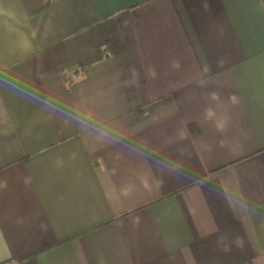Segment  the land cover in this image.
Listing matches in <instances>:
<instances>
[{
	"label": "crops",
	"instance_id": "obj_1",
	"mask_svg": "<svg viewBox=\"0 0 264 264\" xmlns=\"http://www.w3.org/2000/svg\"><path fill=\"white\" fill-rule=\"evenodd\" d=\"M0 264H264V0H0Z\"/></svg>",
	"mask_w": 264,
	"mask_h": 264
}]
</instances>
